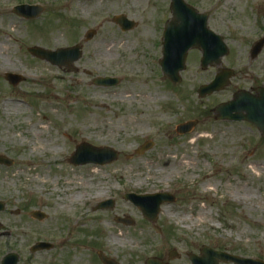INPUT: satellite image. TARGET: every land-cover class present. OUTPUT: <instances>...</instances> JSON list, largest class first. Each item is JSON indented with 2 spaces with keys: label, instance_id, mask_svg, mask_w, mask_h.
Listing matches in <instances>:
<instances>
[{
  "label": "rangeland",
  "instance_id": "obj_1",
  "mask_svg": "<svg viewBox=\"0 0 264 264\" xmlns=\"http://www.w3.org/2000/svg\"><path fill=\"white\" fill-rule=\"evenodd\" d=\"M185 1L208 13L209 27L230 49L221 67L235 70L229 87L203 98L198 88L218 67L203 70L198 49L189 51L180 84L162 73L170 0H0V155L14 161L0 165V200L6 203L0 263L15 251L21 263L94 264L103 251L121 264H146L149 257L168 259L173 250L181 255L176 261L187 262V254H199L203 245L264 261V138L248 122L215 114L240 87L264 84V47L250 58L264 35V0ZM23 3L44 10L36 19L22 18L12 8ZM115 15L136 27L123 31ZM76 44L83 54L73 71L29 51ZM6 72L25 80L14 86ZM97 77L120 82L96 85ZM192 120L198 124L191 133L176 132ZM148 141L154 146L137 153ZM82 142L110 147L119 157L75 166L69 157ZM165 190L177 202L163 205L155 223L124 199L129 192ZM99 193L98 203L113 199L114 207L97 209L92 196ZM34 210L48 217L39 221L30 215ZM72 230L78 235L67 240ZM39 240L62 243L58 250L31 253Z\"/></svg>",
  "mask_w": 264,
  "mask_h": 264
},
{
  "label": "water",
  "instance_id": "obj_2",
  "mask_svg": "<svg viewBox=\"0 0 264 264\" xmlns=\"http://www.w3.org/2000/svg\"><path fill=\"white\" fill-rule=\"evenodd\" d=\"M171 10L173 19L167 23L164 32V48L161 67L164 75L173 83H181L182 77L180 72L186 68V59L189 49L199 48L203 52L202 68L221 63L222 57L229 53V49L223 41L222 36L216 35L207 27V14L198 13L193 7L188 5L184 0H171ZM43 11L39 5H18L14 12L25 18H36ZM114 22L119 24L123 30H130L135 27L136 23L127 19L124 15L114 17ZM96 31L91 30L86 34L89 40L95 35ZM264 47V38L255 43L251 50L252 58L257 57ZM29 51L32 55L45 59L59 67H67L71 70L72 64L78 61L82 56L80 45L68 48H59L48 50L42 47H31ZM233 75L232 70L222 69L216 78L202 85L198 94L205 97L216 91L224 89ZM8 81L17 85L23 80L22 77L14 74H7ZM119 79L111 77H100L95 79V83L104 86H113L118 84ZM258 95H252L246 91H240L235 94L234 99L219 105L215 111L218 119L228 120H247L256 125L264 136V87L257 89ZM198 121H188L177 127L181 134L190 132ZM153 143L144 144L139 153L152 148ZM119 153L110 147H95L88 143H82L77 146L76 151L70 157V162L74 165H83L87 163L108 164L116 160ZM13 160L0 155V164L11 165ZM125 198L131 200L138 206L143 215L155 222L160 212V206L165 202H171L173 199L167 193H156L146 195H136L134 193L126 194ZM114 206L112 200H108L99 205L100 208H111ZM2 208V205H0ZM32 215L37 219H43L45 214L39 211L33 212ZM117 221L128 225L134 224L130 218H117ZM50 248V244L38 243L32 251ZM100 258L105 264H118L116 261L100 253ZM193 264H220V262H233L234 264H264L259 259H251L242 256L233 255L223 251H216L209 247H203L202 256H191ZM18 257L15 253L8 254L4 257L2 264H16ZM147 264H164L158 258H149Z\"/></svg>",
  "mask_w": 264,
  "mask_h": 264
},
{
  "label": "flooded vegetation",
  "instance_id": "obj_3",
  "mask_svg": "<svg viewBox=\"0 0 264 264\" xmlns=\"http://www.w3.org/2000/svg\"><path fill=\"white\" fill-rule=\"evenodd\" d=\"M248 89H250V91H252V92L255 91V87L254 86L249 87ZM176 202H177V200H176ZM4 231H5V225L0 222V235H3ZM77 235H78V232L72 230L71 232H68L67 240L68 239H71L70 238L71 236H73L72 238H75ZM41 241H45V240H39L38 242H41ZM48 242H50V241H48ZM64 242L65 241H63V243ZM50 243H51L50 249L43 250V251L58 250V248L60 247V245H61L62 242H55V243L54 242H50ZM74 245H76V244H74ZM43 251H38V253L39 252H43ZM67 251H69V248H67ZM175 253L176 254H175V257L174 258L171 256V254H173V253H170L168 255V259H165L163 257L162 261L165 262L166 264H190L191 263V261H190V254L191 253L189 255L187 254V260H188L187 262H180V260L176 261L175 259H180L181 258V255H180V253H178V251H176ZM68 254L69 253H67V255ZM1 260H2V258H1ZM68 262H69V259L62 260V264H72V263H68ZM17 264H33V263H31V262H28V263L27 262H23V263H21V260H20V257H19V262ZM53 264H58V261L57 260H54ZM94 264H103V262L101 261L99 255H98V252L95 255Z\"/></svg>",
  "mask_w": 264,
  "mask_h": 264
},
{
  "label": "bare ground",
  "instance_id": "obj_4",
  "mask_svg": "<svg viewBox=\"0 0 264 264\" xmlns=\"http://www.w3.org/2000/svg\"><path fill=\"white\" fill-rule=\"evenodd\" d=\"M2 67H4V66H2ZM14 106L17 107V108H20V105H14ZM101 196H102L101 193L92 196V201L93 202H96L97 200H99L101 198ZM75 199L78 200L79 199V196L76 197Z\"/></svg>",
  "mask_w": 264,
  "mask_h": 264
}]
</instances>
